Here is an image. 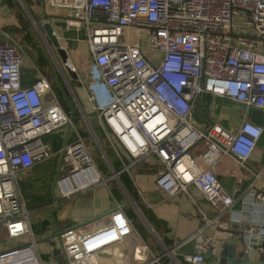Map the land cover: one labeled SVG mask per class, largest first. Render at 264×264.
Returning a JSON list of instances; mask_svg holds the SVG:
<instances>
[{"label": "built area", "instance_id": "obj_1", "mask_svg": "<svg viewBox=\"0 0 264 264\" xmlns=\"http://www.w3.org/2000/svg\"><path fill=\"white\" fill-rule=\"evenodd\" d=\"M41 2L66 10V26L85 28L87 53L96 72L93 79L107 96L101 105L95 104L96 87H92L86 100L92 103L96 125L121 161L122 170L153 156L158 164L153 183L165 195H188L187 186L192 184L217 217L228 212L233 198L220 186L212 168L221 154H230L243 165L264 128L244 120L234 132L213 123L202 133L190 123L189 114L201 92L254 106L264 114V0ZM130 27L145 29L143 40L131 44L125 39L123 34ZM38 33L55 62L46 37ZM141 41L151 55L144 53ZM25 61L20 42L0 26V232L9 241L8 246L0 244V264H40L16 178L51 155L40 136L71 125L49 77L30 61L38 69L37 78L29 86H21L19 70ZM201 139L207 141L198 156L203 166L188 150ZM121 155L131 162L123 164ZM92 156L79 135L61 147L57 172L67 169L55 180L61 195L104 184L110 177L117 179V172L111 171L110 176L102 177ZM89 168L95 181L86 183ZM65 181L71 187L67 193L60 189ZM228 221L237 226L241 250L249 259L258 260L251 258L253 254L264 256V185L249 182L240 196L239 209L231 212ZM134 234L130 219L115 204L103 227L85 235L66 227L58 234L63 260L57 264H89L97 253ZM214 254L213 242L203 237L194 253L184 254L183 260L202 264Z\"/></svg>", "mask_w": 264, "mask_h": 264}, {"label": "crops", "instance_id": "obj_2", "mask_svg": "<svg viewBox=\"0 0 264 264\" xmlns=\"http://www.w3.org/2000/svg\"><path fill=\"white\" fill-rule=\"evenodd\" d=\"M31 1L33 4L31 9L35 10L38 15L35 19L31 17V23L32 19L40 20L41 11H45L48 15L47 21L51 23L60 45L66 50L67 60L77 73L76 83L72 85L66 84L59 73L61 81L76 100L78 109L73 106L75 110L73 108L72 110L75 112L80 110V114L83 113V110L84 112L89 111L87 116L94 123L96 113L90 109L92 103L86 100V96L92 91V87H96V91H100V83L93 78L87 80L84 74L85 68L92 70L85 37L65 34L66 30L75 33L77 31V28L64 24L66 10L42 6L39 0H36L35 3L33 0ZM17 5L18 3L14 0H0V26L3 29L7 27L14 31L20 27L17 16L22 14L17 10ZM52 9L54 10L52 11ZM24 23L23 20L22 28L24 25L26 26ZM33 25L35 26V24ZM35 28L40 32L37 26ZM17 34L18 38L11 35L17 41H19L18 39L24 41L23 33ZM140 45L145 54H152L145 48L143 41L140 42ZM38 53L40 52L37 51L35 56L37 61ZM35 66L38 67L37 64ZM40 67L43 71L39 67L38 69L44 73L46 67ZM38 69L25 61L19 70L21 86L32 84L37 78L36 70ZM45 75L49 77L47 73ZM49 78L50 81H53L51 85L53 92L59 97L62 94H60L62 83L58 75L55 74L54 79ZM54 87H56L55 90H58V94L53 89ZM62 90L64 91V88ZM96 91L93 102L101 105L104 99ZM66 100L68 101L67 97ZM68 104L70 109V101ZM70 113L71 109L68 117ZM244 120L259 124L264 128V114L258 108L246 107L239 102L209 92H201L198 95L189 114L190 123L195 130L202 133H205L213 123L218 124L225 131L234 132L240 122ZM74 122L76 119L72 114L71 125L61 126L40 136L41 142L47 146L51 155L46 159L34 162L26 170L19 172L16 178V189L24 209L28 212V226L35 240V255L40 264H57L63 260L60 246L58 247L57 244L58 234L64 228L74 227L78 235L93 232L107 223V215L115 204H119L137 234L97 253V258L90 261L89 264H191L183 260V255L194 253L197 244L203 237H209L214 244L215 254L210 257L212 260L218 257L221 245L224 243L236 244L237 249L242 247L239 230L237 226H231L228 218L232 211L239 209L240 196L247 189L249 182L254 185H264V130L257 138L243 165L239 164L230 154L218 156L212 171L220 186L233 198L230 210L218 217L200 191L192 184L187 186L188 195L179 192L167 196L159 190L153 183V177L158 169V164L153 156L144 157L130 165L128 171L125 172L129 176L137 201L150 214V218L155 222L153 224L141 212L137 203L129 197L119 181V173L124 172L121 163L119 171H115L118 180L107 179L104 184L97 183L67 197L61 195L55 184L61 147L74 142L77 135L81 136L86 143L88 142L87 133L81 135L82 131L75 127ZM206 144L205 139L197 140L188 149L200 166L203 165L198 156ZM121 159H123V164L128 163V157L121 155ZM129 162L131 161L129 160ZM102 165L103 168L100 169L99 165L95 164V167L105 178L110 169H107L106 163ZM49 193L53 195L52 199L48 197ZM40 194H45L44 198H39ZM128 209L133 213V217L127 215ZM206 220L210 221L206 223ZM55 230L58 232L56 236H54ZM26 239L25 237L22 241ZM152 257H156V260L152 261ZM261 257L257 258L256 254L251 256L252 259L260 260Z\"/></svg>", "mask_w": 264, "mask_h": 264}, {"label": "rangeland", "instance_id": "obj_3", "mask_svg": "<svg viewBox=\"0 0 264 264\" xmlns=\"http://www.w3.org/2000/svg\"><path fill=\"white\" fill-rule=\"evenodd\" d=\"M35 1L36 0H33V2L35 3ZM14 2H17L18 3V1H16V0H14ZM21 3L25 6V4H24V2H23V0H21ZM16 4V3H15ZM26 7V6H25ZM33 8V7H32ZM27 9V8H26ZM17 10L19 11V13H21L22 14V16H23V20H24V22L27 24V29H28V32H29V35H30V37H31V43L34 45V46H32V45H29V44H26L23 40H20V39H18L19 40V42H20V44L22 45V48H23V51H24V53H25V55H26V62L28 63V64H30V62H32L33 64H37L38 65V67L42 70V68L40 67V66H42V67H46V69H44V75L47 73V75H49V77H51L52 79H54L53 78V76L55 75V74H57L58 75V78L60 79V81H61V77H60V75H59V73H58V68H57V65L59 64V62H58V64L56 65L55 64V62L52 60V58H51V54H49V53H47V50H48V52H49V47L46 45V44H44V42H43V40L41 39V37H40V35H39V33H38V31L36 30V28L34 27V26H32V23H31V19L29 18V16H28V14H26L25 12H24V10L20 7V5L18 4L17 5ZM28 10V9H27ZM54 9H52V11H53ZM50 11V10H49ZM30 16L32 17H36L37 15V13H36V11L34 10V11H31V9H30ZM233 21L236 23H238L239 22V20H238V18H234L233 19ZM42 22V20L40 19V20H38L37 21V23L38 24H40ZM40 26V25H39ZM30 27H31V29H30ZM65 34H67V35H77V37H81V38H83V37H85V28L83 27V26H80V27H77V31H76V33L75 32H71V31H67L66 30V32H65ZM145 35H146V30L145 29H142V28H135V27H130V28H128V30L127 31H125L124 32V34H123V37L125 38V39H127L131 44L132 43H134L136 40H143V38L145 37ZM122 37V38H123ZM46 48H47V50H46ZM51 48V47H50ZM37 51L38 52H40L41 53V55L44 57V59L42 58V60H36V53H37ZM39 53V54H40ZM30 61V62H29ZM66 63L69 65V66H71V67H73L72 66V64L69 62V60H67L66 61ZM48 64H49V66H50V68H49V66H48ZM22 66V65H21ZM30 66V65H29ZM74 69V68H73ZM43 71V70H42ZM74 71H75V69H74ZM76 72V71H75ZM84 74H85V76H86V79L87 80H90L91 78H93V76H95V74H96V72H94V71H92V70H88L87 68H85V70H84ZM56 79H57V76L55 77ZM59 83V82H58ZM61 83H62V85L60 86V89H63L64 88V91H63V93L65 94V96L67 97V99H68V101H70V104H71V108H73L74 109V107L76 106V109H78L77 108V103H76V100L73 98L74 96H72V94L68 91V89H67V87L65 86V84L61 81ZM62 86H63V88H62ZM59 88V87H58ZM99 88H100V91H96V93L98 94V95H100V96H102L103 98H105V97H107L106 96V94H105V90H104V88H103V86L101 85V84H99ZM54 89V88H53ZM55 90V89H54ZM53 91V90H52ZM75 92V91H74ZM62 92H60V94H61ZM57 97H58V95H57ZM58 99H59V102H60V104H61V106H62V108L64 109V111L65 112H67V114L70 112V109H69V104H68V101L66 100V98L63 96V94H61L59 97H58ZM74 106V107H73ZM68 108V109H67ZM75 110V109H74ZM89 111H87V112H84V110H83V114H84V117H85V119L88 121V123H89V125H91L92 126V120H91V118H88L89 116H87V115H89ZM82 114H80L79 113V111L76 113H74V115L73 116H75V119H76V122H74L75 124V127L77 128V129H79V130H81L82 132H84L85 134L87 133V138L86 139H88L87 141V145L90 147V150H91V154L93 155L92 157H93V160H94V163L96 164V165H98L100 162L102 163V164H104L105 165V163H104V161H103V159L100 157V155H99V152H98V150H97V145L95 144V142L93 141V138L90 136V134H89V128H88V125H87V122H86V120H84L83 119V115L81 116ZM95 121V120H94ZM99 159H98V158ZM50 159H54V158H50ZM48 160V159H47ZM100 160V161H99ZM99 162V163H98ZM107 169H108V166H107ZM109 171V170H108ZM107 176H110V174H109V172H108V175ZM111 181H113V178H109ZM34 185H36V184H34ZM54 188V187H53ZM44 196H45V194H40L39 195V198H44ZM50 199H52V197H53V195L51 194V193H49V196H48ZM55 239V238H54ZM0 244L1 245H6V246H8V244H9V241L8 240H6L5 239V237H4V234L2 233V232H0ZM57 246L59 247V243L57 244ZM239 247V246H238Z\"/></svg>", "mask_w": 264, "mask_h": 264}, {"label": "water", "instance_id": "obj_4", "mask_svg": "<svg viewBox=\"0 0 264 264\" xmlns=\"http://www.w3.org/2000/svg\"><path fill=\"white\" fill-rule=\"evenodd\" d=\"M17 1H18V4L20 5V7L24 10V12L26 14H28L29 18L31 19V16H30L28 10L21 3V0H17ZM40 4L43 6L42 2ZM47 17H48V15L45 13L44 10H42L41 16H40V19L42 20V22L40 24H38L37 21L32 19L33 24H35V26H37L38 29H40V32H42L44 34V36L46 37V39L48 41L47 44L51 47L50 49H51L52 53H54V55H55V62L57 64L59 62L58 67L61 70V73L64 75L65 79L68 80L67 84L72 85L73 83H76L77 73L67 65V63H66V61H67L66 50L60 45V42H59L57 36L53 32V27H52L51 23L49 21H47ZM49 68H50V66H49ZM61 92H62L63 96L66 98L62 89H61ZM72 114H73V110H71L69 119L72 118ZM83 117H84V115H83ZM84 120H86L85 117H84ZM86 122H87V120H86ZM87 124H88V122H87ZM88 128H89V134L91 135V137L93 138V141L97 145L98 152L100 153L101 157L104 159V161H105L106 165L108 166V168L110 169V171L115 173V171H113L111 169V167L107 161V158L104 155L99 142L97 141V138L95 136L93 129L91 128V126H88ZM116 180H118V179H116ZM133 206H135V205L133 204ZM57 233L58 232L55 230L54 236H56ZM241 248L237 249L236 244L224 243L221 245V250L219 252L218 257L215 260H212L208 257H205V262L202 264H264V260H260V259L251 260V259H249L247 257V255L242 252Z\"/></svg>", "mask_w": 264, "mask_h": 264}, {"label": "trees", "instance_id": "obj_5", "mask_svg": "<svg viewBox=\"0 0 264 264\" xmlns=\"http://www.w3.org/2000/svg\"><path fill=\"white\" fill-rule=\"evenodd\" d=\"M26 8L28 9V11L30 12V9L32 8L33 4H32V1L31 0H23ZM39 2L41 3V0H39ZM32 11V9H31ZM31 13V12H30ZM33 17V16H32ZM38 17V15L36 16ZM34 18V17H33ZM35 19V18H34ZM17 20L19 22V28H17L16 30H11L9 28H5L6 31L10 32L11 34L14 35V37L18 38L17 37V33H23V39L25 42H27L29 45H32L34 46L32 43H31V37L29 35V32H28V29L26 30V27H27V24L26 26L24 25V28H22V25H23V16L22 15H18L17 16ZM25 24V23H24ZM42 58L44 59V57L38 53V60H42ZM49 81H50V78H49ZM50 84L52 85L53 84V81L51 80L50 81ZM54 89H56V87H54ZM58 94V90H55ZM75 113V111H73ZM73 113V115H74ZM77 113V112H76ZM92 129L97 137V140L99 142V144L101 145V148L103 150V153L105 154L111 168L113 171H119L120 169V160L117 158V156H115L114 152L112 151L111 147L108 145V143L106 142L105 138H104V135L102 134V132L99 130L98 126L96 125V122L94 121V123H92ZM81 135H85L84 132H80ZM98 158V157H97ZM99 159V158H98ZM100 161V160H99ZM99 163V162H98ZM99 165V169L102 167L103 168V165L101 164V162L98 164ZM118 178H119V181L121 182L122 186L124 187V189L126 190L127 194L129 195V197L134 200L137 205L139 206V209L141 210V212L145 215V217L151 222V223H155L154 221H152V219L150 218V214L142 207V205L139 204V202L137 201V197L135 196L134 192H133V189H132V186H131V182L129 180V176L127 175V173L124 171V172H120L119 175H118ZM127 215L129 217H133V213L128 209L127 210ZM261 260H264V256L261 257Z\"/></svg>", "mask_w": 264, "mask_h": 264}, {"label": "bare ground", "instance_id": "obj_6", "mask_svg": "<svg viewBox=\"0 0 264 264\" xmlns=\"http://www.w3.org/2000/svg\"><path fill=\"white\" fill-rule=\"evenodd\" d=\"M86 181V183H91L95 181V175L90 168L86 171ZM60 189L63 193H67L70 191L71 187L68 185L67 181H65L64 183L60 184Z\"/></svg>", "mask_w": 264, "mask_h": 264}, {"label": "flooded vegetation", "instance_id": "obj_7", "mask_svg": "<svg viewBox=\"0 0 264 264\" xmlns=\"http://www.w3.org/2000/svg\"><path fill=\"white\" fill-rule=\"evenodd\" d=\"M66 172H67V169L66 168H64V170L63 171H61V172H57V174H56V178L55 179H57L60 175H64V174H66Z\"/></svg>", "mask_w": 264, "mask_h": 264}]
</instances>
